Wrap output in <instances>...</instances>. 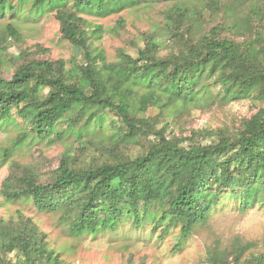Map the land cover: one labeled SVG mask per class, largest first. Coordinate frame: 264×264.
Masks as SVG:
<instances>
[{
  "label": "trees",
  "instance_id": "obj_1",
  "mask_svg": "<svg viewBox=\"0 0 264 264\" xmlns=\"http://www.w3.org/2000/svg\"><path fill=\"white\" fill-rule=\"evenodd\" d=\"M187 1L0 0V17L22 13L25 5L34 16L54 14L62 39L83 55V63L70 70L60 60L23 63L16 56L21 64L10 79L2 77L0 59V130L21 123L28 132L20 138L49 146L74 137L81 149L103 158L75 167L73 151L66 150L50 182L27 173L6 180L2 193L7 202H30L39 212L59 215L73 236L113 232L130 221L136 227L151 224L163 234L179 226L183 240L207 223L220 199L233 201L240 211L257 205L264 210V106L234 133L205 129L181 139L166 135L174 119L198 104L210 107L249 95L264 104V0H229L222 6L216 0L212 8L233 16L251 1L250 23L259 20L254 25L259 52L224 23L201 35L185 56L172 59L159 57L153 37L136 58L121 50L110 63L92 47L91 40L103 32L86 17L103 19L126 8L171 3V15L183 19ZM169 18L167 26L175 28L176 19ZM117 25L118 30L124 26L120 20ZM7 30L18 38L15 28ZM151 108L158 111L155 120L143 117ZM161 119L166 123L157 129ZM135 146L141 152L127 154ZM13 252L31 263L39 257L59 263L36 227L0 220V253ZM207 263L264 264V252L237 238L230 249L209 250ZM0 264L9 263L0 257Z\"/></svg>",
  "mask_w": 264,
  "mask_h": 264
},
{
  "label": "rangeland",
  "instance_id": "obj_2",
  "mask_svg": "<svg viewBox=\"0 0 264 264\" xmlns=\"http://www.w3.org/2000/svg\"><path fill=\"white\" fill-rule=\"evenodd\" d=\"M215 1L189 0L183 3L187 11L183 19L171 15V3L126 8L103 19L86 17L91 24L100 26L103 32L99 40H91L92 47L103 51L110 63L117 60L121 50L136 58L138 51L145 47V40L153 37L160 45L157 48L159 57L172 59L181 54L185 56L188 47L201 35L224 23L236 29L233 33L238 39L248 40L259 52L254 37V25L259 20L255 17V22L250 23L252 17L249 6L252 0L236 10L233 16L213 10ZM217 1L221 6L229 2ZM21 12L5 13L0 17L3 78L10 79L21 64L14 60L16 56H22L23 63L27 60H60L65 63L66 70L83 63L81 52L62 39L60 24L54 14L34 16L30 6L26 5ZM169 16L176 19L175 28L167 26L171 19ZM119 20L124 26L118 30ZM8 27L17 30V39L10 36ZM261 106L264 104L254 101L250 95L242 100L230 98L226 103L220 101L210 107L198 104L195 109L174 119L176 125L170 124L166 135L181 139L189 137L192 131L205 129H222L234 133L240 123L249 119ZM157 114L158 111L151 108L143 117L155 120ZM106 116L109 120V114ZM111 118L116 120L114 115ZM165 123L161 119L155 127L160 129ZM22 131L27 130L23 129L21 123H15L12 129L0 130V220L6 224L20 222L36 227L45 234L47 247L58 255V264H208L209 250L216 247L230 249L237 238L242 243H255L256 252H264V210L261 206L240 211L233 201L223 199L211 210L207 223L196 226L191 236L184 240L181 239L179 226L171 227L163 234L160 229L153 231L151 224L136 227L130 221L113 232L73 236L67 226L59 221V215L39 212L30 202H7L2 193L3 184L6 180L16 181L24 173L34 175L40 183L50 182L66 150L73 151L72 162L75 167L85 168L103 158L97 151L81 149L74 137L49 146L31 137L20 138ZM141 150L135 146L127 154L136 155ZM6 151H9L7 155ZM177 247L178 250L175 249ZM0 257L9 264H49L42 257L36 263L27 262L18 252L0 253Z\"/></svg>",
  "mask_w": 264,
  "mask_h": 264
}]
</instances>
